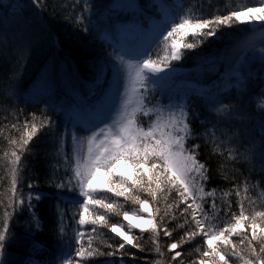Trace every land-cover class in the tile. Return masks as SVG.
<instances>
[{
    "label": "snow or ice",
    "instance_id": "snow-or-ice-1",
    "mask_svg": "<svg viewBox=\"0 0 264 264\" xmlns=\"http://www.w3.org/2000/svg\"><path fill=\"white\" fill-rule=\"evenodd\" d=\"M32 2L41 9L46 6L41 0ZM187 2L146 0L148 11L136 0L127 4L113 0L102 7L97 0H70L62 5L66 9L62 18L88 34L95 33L98 27L93 17L107 13L102 41L110 49L93 63L90 80L75 77L87 93L74 89L70 103L62 105L53 99L56 87L48 75L41 77L46 92L39 97L22 94L18 86L22 74L9 75V83L0 88V95L44 107L39 114L28 113L30 120L24 116V108H13L15 122L5 123L19 136L5 137L10 151L3 153V160L7 162L11 196L0 217V264H116L115 260L88 258L115 257L117 253L121 257L119 264H125V256L132 257L128 264H137L138 253L132 248L140 252L145 249L135 235V229L141 226L133 224V220L149 226L157 255L164 256L161 235L172 241L167 244L170 251L176 250L171 264L182 257V246L199 243L197 237L207 245L206 249L195 248L201 257L198 264H234L233 257L240 264H264V211L245 214L247 209L235 175L242 162L252 165L247 175L241 172L244 191L248 192L254 162L258 161L260 179L251 187L264 185V103L254 119L249 111L253 99L258 101L264 95V47L257 52L247 37L237 39L224 50L226 54H239L229 62L226 73L211 85L198 88L175 87L177 64L173 63L182 62L189 54L202 55V51L195 50L223 39L239 25H246L251 33L259 30V42L264 45V0H258L257 7L245 6L242 10L217 8L210 18H205L202 10L198 14L185 10ZM123 9L147 17L150 39L146 43L138 45L128 37L129 29L135 26L139 30L140 22L135 16L127 23L122 21L117 13ZM225 11L227 14H222ZM177 34L191 36L193 42L178 44L174 39ZM25 48L19 50L21 58ZM161 48L166 53L163 57L159 55ZM254 63L259 65L257 70L252 68ZM257 79L259 94H250L249 84ZM4 119L7 122L8 117ZM197 123L199 129L194 126ZM233 127H242L243 131L237 134ZM41 135L51 145L47 183L56 189L48 196L56 200L53 215L57 244L55 253L46 259L36 258L48 249L35 237L43 230L37 208L48 197L38 191L36 180L25 175L28 157L34 154L32 145ZM201 142L210 146L209 158L225 157L218 163L217 175L232 181L231 188L207 187L212 182V170L207 160L200 159ZM244 145V151H240ZM100 175L107 178L106 182H97ZM105 191L117 199L108 202ZM141 193L151 199L142 198ZM233 193L239 198L235 202L231 199ZM161 195L166 202L162 214L158 206ZM173 195V202L167 203ZM121 197L139 208L125 210L118 202ZM61 204L78 206L79 211L69 217ZM235 204H239V214L233 211ZM25 212L28 215L23 234L14 233V219ZM108 213H122L127 223L111 220ZM221 215L225 217L223 221H219ZM72 221L76 227L70 236L67 228ZM108 228L115 236L108 238L107 249L102 251L93 246L94 234ZM234 236L242 238L236 242ZM22 241H27L26 254L10 251L24 247ZM154 264L164 262L156 260Z\"/></svg>",
    "mask_w": 264,
    "mask_h": 264
},
{
    "label": "trees",
    "instance_id": "trees-1",
    "mask_svg": "<svg viewBox=\"0 0 264 264\" xmlns=\"http://www.w3.org/2000/svg\"><path fill=\"white\" fill-rule=\"evenodd\" d=\"M141 3V8L146 11V0H138ZM70 0H41V3L46 6L41 9L37 7L32 0H0V5H6V7L0 6V88L5 87L9 83V75L15 72L18 76H21L19 80V88L22 90L24 96L39 97L45 94L46 84L41 77L46 75L50 76L56 87V94L53 99L59 104H65L72 102L74 89L79 88L82 84L78 83L75 79L76 76L83 78L91 77V69L93 63L101 57L104 52L99 44V26L104 29L107 24L106 13L93 17L98 27L95 33L88 34L77 27L72 22L62 18L63 12L66 11L62 7ZM112 0H97L98 5L111 3ZM17 5H14V4ZM227 6L229 9L235 8L236 10H242L243 7H257L259 6L258 0H188L185 4V10L191 9L194 14H198L201 10L205 14V18H210V14L216 12L217 8H224ZM100 10L98 9V12ZM222 14H227V11ZM143 17V16H141ZM144 21V19H143ZM256 33V32H255ZM247 30V26L238 27L234 26L228 31L227 35L221 40H216L209 45H201L200 49L195 51H202V55L193 57L189 54L182 62H173L177 64L174 83L175 87H180L178 82L193 81L194 88L201 85H211L214 81H218L220 77L227 71L229 62L234 61L239 55L238 53L229 51L225 53L226 48L237 40L243 37H247L251 42L252 35ZM184 42H193L191 36L186 37V40H181V44ZM254 43V42H253ZM25 45L27 47L25 48ZM264 47L262 44L255 45L257 52ZM25 48L23 58L20 55V49ZM253 70L259 68L258 63L252 65ZM78 70V71H77ZM180 78V80H178ZM15 84V81H12ZM260 88V81L253 80L249 84L250 94L258 95ZM233 93V97H234ZM228 103V100L224 101ZM234 102V99H233ZM264 103V95L259 97V100L253 99L252 108L249 110L251 117L254 119L259 112L260 104ZM43 104L33 106L31 103L25 105L23 100L17 102L14 98L8 99L3 95H0V129L3 132L0 133V193L4 194L0 196L3 200V204L0 205V217L3 215L4 206L8 203V197L11 196L10 189V177L7 173L6 160H3V153L10 151L8 141L5 137L19 136V133L15 129L5 127V123L11 124L15 121L12 118L11 109L24 108V116H28V113L36 111L39 114V109L43 108ZM5 116L8 117L7 122ZM23 118H21L22 121ZM31 119V116H28ZM199 129V124L194 125ZM232 131L239 134L243 131L242 127H233ZM201 156L200 159L207 160L212 170V182L207 187L210 189L213 186H218L223 189L232 187V181H225L217 175V166L219 162H223L225 157L211 156L209 158L210 146L204 145L201 142ZM246 145L240 148V151H244ZM33 155L28 157L29 169L25 175L31 176L37 181V189L46 195V197L40 202L37 211L39 218L43 222V230L39 231L35 237L36 240L43 242L48 249L45 252L39 253L37 259L50 258L51 254L56 251L57 236L54 231V221L56 217L53 215L55 211L56 200L50 198L48 194L56 191L54 187H51L47 183V177L49 174L48 165L52 163L48 153L51 151V145L46 142V137L40 136V139L32 145ZM255 171L252 173V178L249 180V191H244V176L248 174V169L252 167L246 162H242L238 167L239 172H236L237 181L240 183V195L244 198V205L247 209L246 215H252L255 211H264V185H258L257 187H251L253 183H257L260 179L259 176V162L255 161ZM27 192V182H25V193ZM108 202L112 199H117L114 194L104 193ZM142 198L151 199L147 193H141ZM175 196L171 197L167 203H172ZM232 201H237L239 198L233 193L231 196ZM251 200V203L249 202ZM118 202L124 206V209L139 208V205L133 204L131 201H126L125 198H118ZM165 201L161 195L159 207L161 208V214L165 207ZM217 204H220L219 195L217 198ZM74 207V206H73ZM78 209V206L76 207ZM10 210V209H9ZM239 204H235L233 211L239 214ZM76 212L79 211L75 210ZM104 212L103 209L100 210ZM209 211H211L209 207ZM25 214H27L25 212ZM155 214V213H154ZM113 221H123V215L116 216L113 213L107 214ZM230 219V217H228ZM78 220V215L76 217ZM225 217L222 215L219 217V221H223ZM18 221V222H17ZM24 218L18 216L13 222V232L17 234H23V230L27 226L24 223ZM218 221V222H219ZM74 222V221H73ZM182 222V221H181ZM89 228V226H85ZM106 234V235H105ZM96 240L93 246L99 247L102 251L107 249V243L109 237L115 235L111 233L110 228L101 229L99 233L94 234ZM138 237L139 243L144 246V251L140 252L139 249L132 248V252L138 253L137 264H154L156 260H162L164 264H171V257L175 254L176 250L170 251L167 248V244L172 241L169 238L161 235L160 243L164 256L161 257L155 252V245L152 242V233L150 229L142 232H135ZM179 239V236L175 237ZM234 238L236 242L241 239ZM85 244L87 243V234L84 238ZM197 242H192L188 245L182 246V257L178 258L176 264H180V260H183V264H192V261H196L198 264L201 258L199 253L195 251L196 247L207 248V245L197 237ZM24 247L11 248L10 251L17 252L21 256L26 254L27 241H22ZM127 247H131L130 245ZM74 255V253H73ZM235 258V257H233ZM92 260H115L116 264H119L121 259L120 254L117 253L115 257H93L88 258ZM131 256H125V264L131 261ZM234 264H240L237 260H233ZM56 264H60L59 261Z\"/></svg>",
    "mask_w": 264,
    "mask_h": 264
},
{
    "label": "rangeland",
    "instance_id": "rangeland-1",
    "mask_svg": "<svg viewBox=\"0 0 264 264\" xmlns=\"http://www.w3.org/2000/svg\"><path fill=\"white\" fill-rule=\"evenodd\" d=\"M118 3H120V4H127V3H129V0H118ZM132 10H130V9H123L122 11L120 10V11H118V12H120L119 13V15H121L122 13H124V15H127V14H129V12H131ZM122 12V13H121ZM258 23V22H257ZM241 26H244V25H241ZM133 29L135 30L136 29V27L135 26H133ZM139 32H144V35H141V34H137L133 39L136 41V43L138 44V45H142V44H144V43H146L149 39H150V32H149V26H148V28L147 29H143L140 25H139V30H138ZM175 41H176V43H178V44H181V40H186V37H184V36H182V34H177L176 36H175ZM252 40H253V42H254V44L255 45H257V44H261L259 41L261 40V35H260V31L259 30H257L256 31V33H254L253 35H252ZM161 50L162 51H160L159 52V55L161 56V57H163L166 53H165V51L163 50V48H161ZM67 103V102H66ZM65 103V104H66ZM68 150H69V152L71 151V147H70V144H69V148H68ZM125 171H131L130 169H125ZM106 177L105 176H103V175H100L99 177H98V181L97 182H106ZM61 208H64V209H67L68 210V214H69V217H71V215H72V212L73 211H75V210H78L76 207H73V205H71V204H67V205H65V204H61ZM27 213V212H26ZM28 215V214H27ZM145 215L147 216V213H145ZM124 223L126 224L127 222L126 221H124ZM75 227H76V224H75V221L73 222H71V225L67 228V233H68V235H74V229H75ZM144 228L143 229H135V231H145L146 229H150L149 228V226H147V225H145V226H143ZM251 233H250V230H249V235H250ZM234 238H239V236H234L233 237V239ZM171 251H173V250H171ZM232 260H235V261H237L236 260V258H232Z\"/></svg>",
    "mask_w": 264,
    "mask_h": 264
},
{
    "label": "bare ground",
    "instance_id": "bare-ground-1",
    "mask_svg": "<svg viewBox=\"0 0 264 264\" xmlns=\"http://www.w3.org/2000/svg\"><path fill=\"white\" fill-rule=\"evenodd\" d=\"M26 217H27V214L24 213L23 214L24 220H25ZM132 223L133 224H140L141 227L139 229H143L144 228L143 226H145V224L142 221H140V220H133Z\"/></svg>",
    "mask_w": 264,
    "mask_h": 264
}]
</instances>
